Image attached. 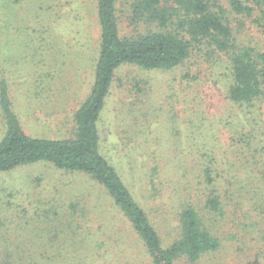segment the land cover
Segmentation results:
<instances>
[{
	"label": "rangeland",
	"instance_id": "374dc122",
	"mask_svg": "<svg viewBox=\"0 0 264 264\" xmlns=\"http://www.w3.org/2000/svg\"><path fill=\"white\" fill-rule=\"evenodd\" d=\"M115 1L121 37L163 32L190 41L172 4L170 21L159 28L136 0ZM237 1L250 12L210 0L230 28L229 53L202 39L191 41L188 57L170 70L120 66L98 122L101 154L163 247L180 237L179 214L188 207L217 240L218 248L194 263L174 264H264V88L249 105L227 97L231 55L264 52V19L257 0ZM99 39L96 0H0V80L27 134L74 136L73 115L94 81ZM4 130L0 112V139ZM210 197L218 211L205 207ZM0 264L151 260L102 186L38 163L0 174Z\"/></svg>",
	"mask_w": 264,
	"mask_h": 264
},
{
	"label": "trees",
	"instance_id": "16d2710c",
	"mask_svg": "<svg viewBox=\"0 0 264 264\" xmlns=\"http://www.w3.org/2000/svg\"><path fill=\"white\" fill-rule=\"evenodd\" d=\"M229 2L236 13L250 12L237 0ZM115 3V0H96L100 26L98 58L90 92L73 115V137L49 139L27 134L12 109L7 83L0 80V112L5 126L0 139V174L38 163H49L64 172L84 173L102 186L129 222L151 264H174L179 258L194 263L204 253L216 250L217 240L203 227L197 212L188 207L179 214L180 237L163 247L146 213L116 169L101 154L98 122L115 71L120 66L129 64L146 70H170L188 57L191 41L198 43L202 39H207L218 52L229 53L233 48L230 28L220 9L218 12L211 10L210 0H136L138 10L147 13V19L156 21L159 28L170 21L166 5L172 4V11L183 15L178 28L190 41L163 32L124 38L118 32ZM257 3L264 19V0H257ZM230 59L233 82L227 97L233 104L249 105L263 93L264 52L254 55L251 49L243 48ZM69 207L75 209L73 204ZM205 207L218 211L217 198H208Z\"/></svg>",
	"mask_w": 264,
	"mask_h": 264
}]
</instances>
